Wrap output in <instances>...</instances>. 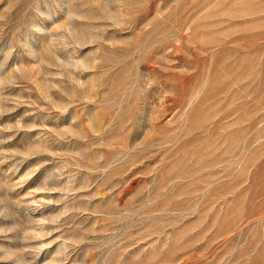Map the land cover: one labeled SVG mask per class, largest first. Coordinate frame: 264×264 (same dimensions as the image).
<instances>
[{"label": "rangeland", "instance_id": "374dc122", "mask_svg": "<svg viewBox=\"0 0 264 264\" xmlns=\"http://www.w3.org/2000/svg\"><path fill=\"white\" fill-rule=\"evenodd\" d=\"M0 264H264V0H0Z\"/></svg>", "mask_w": 264, "mask_h": 264}]
</instances>
